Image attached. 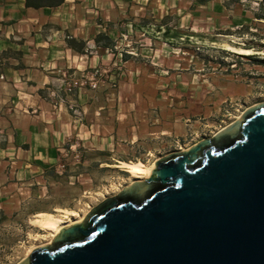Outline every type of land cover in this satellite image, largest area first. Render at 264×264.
Returning <instances> with one entry per match:
<instances>
[{
    "label": "rangeland",
    "instance_id": "obj_1",
    "mask_svg": "<svg viewBox=\"0 0 264 264\" xmlns=\"http://www.w3.org/2000/svg\"><path fill=\"white\" fill-rule=\"evenodd\" d=\"M114 5L113 21L107 11L98 19L105 30L95 36L75 37L72 27L65 29L75 56L110 57L82 74L64 69L82 82L68 97L74 105L55 103L51 95L64 83L61 70L44 89L50 106L38 118L37 140L17 138L12 128L5 139L0 264H15L31 246L52 242L50 213L89 212L129 184L134 174L122 161L153 163L211 137L247 107L264 102V0ZM136 24L147 26L150 35ZM230 45L253 53H237ZM33 112L25 110L24 122Z\"/></svg>",
    "mask_w": 264,
    "mask_h": 264
},
{
    "label": "water",
    "instance_id": "obj_2",
    "mask_svg": "<svg viewBox=\"0 0 264 264\" xmlns=\"http://www.w3.org/2000/svg\"><path fill=\"white\" fill-rule=\"evenodd\" d=\"M17 264H264V102L157 159Z\"/></svg>",
    "mask_w": 264,
    "mask_h": 264
},
{
    "label": "crops",
    "instance_id": "obj_3",
    "mask_svg": "<svg viewBox=\"0 0 264 264\" xmlns=\"http://www.w3.org/2000/svg\"><path fill=\"white\" fill-rule=\"evenodd\" d=\"M80 5L85 12L79 15ZM114 7V0H64L56 6L41 7L27 6L25 0H0V156L8 150L5 139L11 128V134L17 138L28 134L35 140L40 134L38 118L50 106L43 92L54 84L61 70L73 67L77 74H82L96 63L110 59L96 55L87 56L84 61L82 54L75 56L64 32L70 26L75 37L95 36L105 30L98 19L103 21L101 16L107 11L108 21H113ZM115 19L118 21L121 16ZM138 27L150 35L147 26L136 24L135 28ZM74 99L79 101L80 95ZM25 110L35 114L28 115L27 122L32 124L24 130Z\"/></svg>",
    "mask_w": 264,
    "mask_h": 264
},
{
    "label": "bare ground",
    "instance_id": "obj_4",
    "mask_svg": "<svg viewBox=\"0 0 264 264\" xmlns=\"http://www.w3.org/2000/svg\"><path fill=\"white\" fill-rule=\"evenodd\" d=\"M230 47H231V49L235 50L237 53H242V54H245V55H249V54L253 53L252 49L250 47L232 46V45H230ZM255 105H257V104H254V105H251V106H255ZM237 118H240V116L237 117ZM223 127L218 129L216 132L221 130ZM188 148H190V147H187V148H182L181 147V149H179L178 151L187 150ZM119 165L125 167L127 169V171H129V172L134 174V179L130 182V183H132V182H134L136 180H144V179L150 177L152 169L155 167V162L147 163V162L139 159V160H132V161H122ZM87 211L88 210H86L84 213L80 214V213H77V212L71 210L70 211V215H72L74 217H70L69 214L50 213L49 214L48 228H49V230L51 232L52 237L54 238L59 233V230H60L61 227L66 226V225H70V224H73V223H75V222H77L79 220H82L85 217V215L88 213ZM49 243L50 242L43 243L41 245H45V244H49ZM34 247H36V246H31L29 248V251L27 252L25 257L28 256V254L30 253V251ZM25 257H23L21 260H23ZM15 264H17V263H15Z\"/></svg>",
    "mask_w": 264,
    "mask_h": 264
},
{
    "label": "built area",
    "instance_id": "obj_5",
    "mask_svg": "<svg viewBox=\"0 0 264 264\" xmlns=\"http://www.w3.org/2000/svg\"><path fill=\"white\" fill-rule=\"evenodd\" d=\"M62 82L64 83L61 86L52 90L51 95L55 98V103L68 104L69 106H72L74 104L71 103V100H69L68 97L82 85V82L73 72L67 70L62 71ZM95 85V82L92 83L93 87Z\"/></svg>",
    "mask_w": 264,
    "mask_h": 264
},
{
    "label": "trees",
    "instance_id": "obj_6",
    "mask_svg": "<svg viewBox=\"0 0 264 264\" xmlns=\"http://www.w3.org/2000/svg\"><path fill=\"white\" fill-rule=\"evenodd\" d=\"M27 6L41 7V6H56L61 4L64 0H25Z\"/></svg>",
    "mask_w": 264,
    "mask_h": 264
}]
</instances>
